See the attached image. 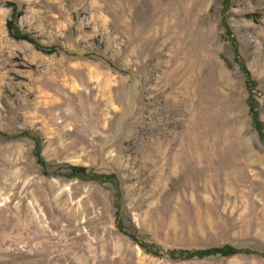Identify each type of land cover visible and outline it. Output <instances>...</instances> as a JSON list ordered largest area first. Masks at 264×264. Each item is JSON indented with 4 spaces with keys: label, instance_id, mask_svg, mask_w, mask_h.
I'll use <instances>...</instances> for the list:
<instances>
[{
    "label": "rangeland",
    "instance_id": "obj_1",
    "mask_svg": "<svg viewBox=\"0 0 264 264\" xmlns=\"http://www.w3.org/2000/svg\"><path fill=\"white\" fill-rule=\"evenodd\" d=\"M259 211L264 0H0V264H264Z\"/></svg>",
    "mask_w": 264,
    "mask_h": 264
},
{
    "label": "crops",
    "instance_id": "obj_2",
    "mask_svg": "<svg viewBox=\"0 0 264 264\" xmlns=\"http://www.w3.org/2000/svg\"><path fill=\"white\" fill-rule=\"evenodd\" d=\"M244 218H247L246 216H244ZM253 222L257 223L256 225L259 227L261 226V222L260 221H264V212H258L254 214V217L252 219ZM251 225V224H250ZM256 226V227H257ZM256 236H258L259 238H263L264 239V233L262 231H257L256 230Z\"/></svg>",
    "mask_w": 264,
    "mask_h": 264
},
{
    "label": "trees",
    "instance_id": "obj_3",
    "mask_svg": "<svg viewBox=\"0 0 264 264\" xmlns=\"http://www.w3.org/2000/svg\"><path fill=\"white\" fill-rule=\"evenodd\" d=\"M252 116H253V122H254L255 126H257V127L261 126V123H259L257 121V116L254 112H252ZM223 250H224V251H222L223 255H229V254H232L234 252V249L231 246H225Z\"/></svg>",
    "mask_w": 264,
    "mask_h": 264
}]
</instances>
